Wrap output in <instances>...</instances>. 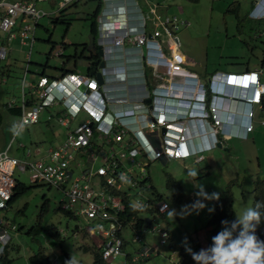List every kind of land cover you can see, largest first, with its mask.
<instances>
[{
  "label": "built area",
  "instance_id": "obj_1",
  "mask_svg": "<svg viewBox=\"0 0 264 264\" xmlns=\"http://www.w3.org/2000/svg\"><path fill=\"white\" fill-rule=\"evenodd\" d=\"M54 1L61 8L71 0ZM148 6L151 15L138 0H102L95 36L96 46L102 49L100 60L104 62L103 66H98L103 79L101 83L96 74L82 75L76 71L58 77L41 74L34 84L33 93L36 91L37 96L32 98L30 108L25 110V100H21L19 125L37 121L40 110L54 104L73 114L80 109L87 112L82 123L69 129L65 139L48 150L45 160L20 158L9 155L6 150L0 151V209L7 206L16 184L15 170L27 171L32 182L42 181L63 193L60 208L85 218L86 228L82 229L98 239L99 256L110 264L119 256V264H138L167 242L168 229L158 216L168 209L169 203L163 197L145 194V190L150 189L145 169L149 159H179L191 155L189 121L196 124L199 133L205 129L211 133L221 132L222 110H230L229 105L224 104L231 96L224 95L230 94L226 86L247 89V94L240 100L246 118L244 134L252 129L253 104L262 102L264 97V81L259 69L216 70L202 81L196 72L185 66L186 56L181 50L183 42L173 31L181 23L189 25V21H179L176 14L162 19L156 12V4ZM49 14L31 0H0V31H6L9 39L15 35L14 27L21 21L20 41L30 40L31 49L39 19ZM250 17L264 21V0H255ZM6 52V44L0 42V59ZM59 54L60 50H57L55 55ZM26 57L24 76L28 72L30 51ZM149 65L154 67L152 83L147 77ZM215 76L220 77L222 84L217 80L214 86L211 85ZM233 76L242 81L234 80ZM65 77L75 78L76 87L56 94L52 90ZM125 83L131 86L122 91L119 84ZM8 104L11 106L13 100ZM129 116L134 117L124 120ZM72 118L62 115L58 119L67 126ZM92 122L96 125V136L92 135ZM128 124L136 126L129 127ZM162 127H165L164 132ZM99 140L109 146L99 150L105 164L98 165L95 170L83 167L75 174V168L83 163L79 155L86 154L88 162L95 160L93 146ZM141 157L148 160L142 161ZM202 157L199 154L196 159ZM134 164L139 167L137 170ZM124 189L133 194L131 203L143 208L141 228L136 226L133 214L128 217L124 214L126 205L117 192ZM125 229L130 233L131 242L138 244L134 254L126 250L130 242ZM261 232L264 236V226ZM147 234H157L159 240H147ZM10 240L8 223L0 219V256ZM55 263L56 260L48 261V264Z\"/></svg>",
  "mask_w": 264,
  "mask_h": 264
},
{
  "label": "rangeland",
  "instance_id": "obj_2",
  "mask_svg": "<svg viewBox=\"0 0 264 264\" xmlns=\"http://www.w3.org/2000/svg\"><path fill=\"white\" fill-rule=\"evenodd\" d=\"M52 1L35 0L38 8L50 14L39 19V25L34 31L31 63L25 76L26 98L37 96L36 93L31 95L33 88L30 83H33L42 71L48 75L59 74L63 63L66 68L73 67L75 56L78 60L76 72L83 75L87 70L88 61L85 55H88L89 51L84 50V44L88 42L90 16L97 6V0H73L61 9H58L54 0ZM152 1L164 5L157 8V11L176 14L179 21H189V25L181 23L177 28L174 27L173 31L183 42L181 50L200 68H197L200 76L206 77L216 69L242 71L247 67H256L261 70V78L264 81V21L247 16L254 0ZM178 5H181V12L177 9ZM143 8L146 12L149 11L147 5H143ZM6 48L7 56L0 61V78L3 75L7 79L5 83L0 82V150L10 145L9 155L24 158L28 150L33 154L36 146H39L41 153L32 155L39 157L47 148L59 145L69 129H75L85 120L87 112L84 109L75 114L65 111L63 116L69 119L73 116L70 124L66 126L60 124L56 116H47L50 113L56 114L59 107L47 106L40 111L36 122L22 125L18 128L20 135L14 136L10 129L13 124H18L20 116L9 112L5 103L12 96H20L30 40L22 44L16 32V38H12ZM60 48L63 49V55H53ZM67 57L70 59L67 60ZM185 66L189 67L187 64ZM262 119L264 108L257 107L253 117V131L249 137L222 140V147L214 145L211 149L203 150L204 158L198 162L193 161V156L167 161L160 158L149 159V165L145 166L148 174L146 181L154 185L170 205L169 212L165 219H161V223L169 226L181 245L175 252L169 246H163L159 254L138 264H180V254H185L182 257L185 263L192 261L197 264L186 249L191 247L193 251L199 252L208 248L212 244V237L223 228L222 224L218 227L209 224L213 199L198 195L201 187L209 196L219 193L220 197L224 194L226 185L233 181L231 189L235 213L242 214L246 208L253 207L254 181L256 178H264ZM108 147L99 140L93 146V162H88L86 154L79 155L83 163L75 168V174L83 167L95 170L98 165L105 164L99 150ZM136 158L140 160V155ZM141 160L146 161L148 158L141 157ZM134 167L136 170L139 168L135 164ZM193 171L198 173L195 178L190 175ZM167 174L176 177L183 187L184 196L180 201L174 200L166 189ZM14 175L17 180L30 186L11 205L0 209V219L7 221L11 234L6 249L7 257L10 258L8 264H29V256L39 248L44 254L46 264L49 260H56L55 264H94L98 239L82 229L86 228L83 216L77 214L71 217L58 209L63 193L42 181L32 182L27 171L16 169ZM145 191L147 194L148 189ZM198 201L205 207L194 209L193 205ZM170 212H175V215ZM34 226L37 227L36 230L30 231ZM124 233L130 242L126 245V250L134 254V248L138 244L131 242L130 233L126 229ZM155 240H159V236ZM120 258L116 257L111 264H119Z\"/></svg>",
  "mask_w": 264,
  "mask_h": 264
},
{
  "label": "clouds",
  "instance_id": "obj_3",
  "mask_svg": "<svg viewBox=\"0 0 264 264\" xmlns=\"http://www.w3.org/2000/svg\"><path fill=\"white\" fill-rule=\"evenodd\" d=\"M94 45L96 46L95 42ZM215 78V80L213 79L211 81L212 86H214L217 80H219L217 82L222 84L220 77L217 78V76H215ZM76 84L77 80L75 78L65 77L61 79L59 84H56L52 91L58 94L61 90L68 91L74 89L73 87H76ZM119 85L122 86V91L131 86H128L126 83ZM82 86L83 85L80 87ZM226 88H229V90H226L229 91L230 94L224 95H231L227 104L230 110H222L220 117L222 128L220 133L229 136L232 134L238 135L236 133L242 132L240 130L243 129V125L246 122L240 100L247 94V89L230 88L227 86ZM231 97L233 99H231ZM236 101L240 102L241 105L239 104V106H237ZM226 125H232L233 128L230 127L231 131L226 129ZM10 130L14 136L20 135V131H18L16 124H13ZM190 175L195 178L198 176V173L193 171L190 172ZM198 195H203L206 199L219 200L220 198L219 193H213L209 196L204 192L202 187ZM204 207L205 205L199 201L193 205V208L197 210ZM130 208L132 211L143 210L142 206L136 203H131ZM262 209H264V201H257L254 207H248L242 214H236L237 218L235 220L231 222L222 220L221 223L223 228L212 237L211 246L201 249L199 252H194L191 247H188L186 250L192 255V258L197 264H264V240L259 239L256 234L258 225H260L262 219H264V212L261 211ZM170 214L175 215V212H170Z\"/></svg>",
  "mask_w": 264,
  "mask_h": 264
},
{
  "label": "crops",
  "instance_id": "obj_4",
  "mask_svg": "<svg viewBox=\"0 0 264 264\" xmlns=\"http://www.w3.org/2000/svg\"><path fill=\"white\" fill-rule=\"evenodd\" d=\"M6 1H8V2H11V1H16V0H6ZM29 1V0H28ZM31 1H34L35 2V0H31ZM49 1H52V0H49ZM71 1H73V0H71ZM70 1V2H71ZM139 1V3H140V5L142 6V8H143V5H147L148 6V4H156L157 5V7H156V12L158 13L159 11H157V8H159V7H161V6H164L163 4H160V3H158V2H155V1H152V0H138ZM53 2V1H52ZM70 2H68V3H70ZM254 2H255V0H254ZM254 2L251 4V7L249 8V10L247 11V16L249 17V18H251L250 17V12H251V10H252V8H253V6H254ZM54 3V2H53ZM67 3V4H68ZM66 4V5H67ZM160 4V5H159ZM66 5H64V6H66ZM101 5H102V0H97V6H96V8H97V12H96V16H95V22H96V31H95V34L93 33V35H94V37L96 36V34H97V27H98V20H97V17H98V14H99V12H100V8H101ZM63 6V7H64ZM178 6H181V5H178ZM177 6V7H178ZM63 7H61V8H63ZM149 7V6H148ZM61 8H58V9H61ZM95 8V9H96ZM176 8V7H175ZM179 8V7H178ZM4 8H2V10H3ZM94 9V10H95ZM144 9V8H143ZM167 9V8H166ZM93 10V11H94ZM149 12V11H148ZM148 12H146V13H148ZM181 12V11H180ZM149 15H151V13H148ZM159 15H160V17L163 19L166 15H169V16H172L171 14H164V13H161V12H159L158 13ZM173 15H175V14H173ZM37 25H39V23L37 24ZM264 25V24H263ZM21 26H22V23H21V21L19 22L18 21V23L16 24V26L14 27V30H15V35L13 36V37H11V38H9L8 39V33L6 32V31H0V42L1 43H5L6 44V46H7V43H10V41H11V39L12 38H16V32L18 33V30L21 28ZM37 27V26H36ZM36 27H35V29H36ZM35 31V30H34ZM89 31H90V24H89ZM1 32H2V34H1ZM90 33H92L91 31H90ZM88 40H89V38H88ZM34 41H35V38H34ZM94 42H95V39L93 40ZM22 44H26V43H22ZM32 46H33V44H32ZM87 46H88V42H86L85 44H84V48L86 49V50H88L87 49ZM95 46V45H94ZM32 49V48H31ZM31 49L29 48L28 49V51H27V54H28V52L30 51V55H31ZM95 49L97 50V46H95ZM60 50V54L59 55H63V49L62 48H60L59 49ZM57 51V50H56ZM55 51V52H56ZM89 51V53H92L93 54V52L92 51H90V50H88ZM55 52L53 53V55H55ZM89 53H87V54H89ZM95 53V52H94ZM97 53V52H96ZM182 53L184 54V52H183V50H182ZM98 54V53H97ZM99 55V54H98ZM185 55V54H184ZM6 56H7V52H6ZM5 56V57H6ZM57 56V55H56ZM100 56V55H99ZM186 56V55H185ZM4 57V58H5ZM68 60L70 59V57H68L67 58ZM0 61H1V59H0ZM77 56H75L74 57V64H73V67L72 68H74V70L75 71H77L76 69H77ZM101 61V60H100ZM100 61H99V63H100ZM30 63H31V60H30V62H29V64H28V69H29V65H30ZM186 64L187 65H189V67H187V68H189L190 70H192V71H194V72H196L197 73V75H198V77L202 80V81H206L207 80V78H208V76L211 74V73H209L206 77H202V76H200V74H198V72H197V68H199L197 65H196V63H193L192 62V60L191 59H189V58H187V56H186ZM25 65H26V62H25ZM63 65H65L66 66V64L65 63H63ZM98 66H99V64H98ZM88 67V66H87ZM200 69V68H199ZM254 69H258V68H245L244 70H242V71H247V70H254ZM216 70H218V69H216ZM216 70H214V71H216ZM24 71H25V68H24ZM213 71V72H214ZM220 71H224V70H220ZM242 71H225V72H242ZM29 72V71H28ZM66 72H68V71H66ZM66 72H64V73H66ZM59 73H60V71H59ZM262 73V72H261ZM41 74H46L44 71H42L40 74H38L37 75V77L39 76V75H41ZM63 74V73H62ZM61 74V75H62ZM46 75H48V74H46ZM59 75V74H58ZM26 76V75H25ZM25 76L23 75V79H22V82H21V85H20V93H19V97H10L9 99H8V101L5 103V106H6V109L8 110V109H11V108H16L17 110L15 111V112H12V113H17V114H19V116H21V114H22V106H21V100L22 99H24L25 100V110L26 109H29L30 108V105H31V100H32V98H34V96H32L31 98H26V96H25ZM261 80H262V78H261ZM7 81V79H6V77H4L3 75L1 76V78H0V82H2V83H5ZM36 81V80H35ZM35 81L33 82V83H30L31 84V87L34 89V84H35ZM263 81V80H262ZM31 93H33V90H32V92ZM34 93H36L37 94V92L36 91H34ZM34 93H33V95H34ZM11 100H13V104L10 106L9 104H8V102L9 101H11ZM228 102H229V100H225L224 101V104L225 105H227L228 104ZM235 103V102H234ZM236 104H237V106H239V104L241 105V103L240 102H238V101H236ZM59 104H54V106H57V107H59L58 109H57V111H56V114H54V113H50V114H48L47 116H48V118H52L53 116H56V118H57V121L61 124V122L59 121V117L60 116H62L64 113L63 112H65L64 111V109H63V107L61 106V105H59ZM53 106V105H52ZM61 106V107H60ZM257 107H259V109H263L264 108V97H263V100H262V102H260V103H254L253 104V111H254V114H253V117H254V115H255V109H257ZM45 108V107H44ZM43 109V108H42ZM41 109V110H42ZM40 110V111H41ZM9 111V110H8ZM18 111V112H17ZM10 112V111H9ZM253 117H252V129L251 130H249V131H247L245 134H244V130L242 129V130H240V131H242L240 134L241 135H235V134H232V135H225V134H222V133H220V132H218V133H211L208 129H205L204 131H200V133H199V131L195 128V126L194 125H196V124H194L193 123V121H189V133H188V137H189V141H188V146L190 147V149L193 151V153L191 154V155H189V156H187V157H184V158H179V159H187V158H190L191 156H193V161H195V162H198V161H200V160H202L204 157H202V159H200V160H197L196 158H197V155H199V154H202L203 155V153H202V151L203 150H205V149H211V147H213L214 145H216L217 146V142L218 141H221V146L220 147H222V145H223V142L224 141H222V140H226V139H228V140H231L232 138H239V139H241V138H243V137H249V135H250V132H252L253 131V127H254V124H253ZM19 120H20V117H19ZM262 121H264V119H262ZM36 122V121H35ZM236 122H237V120H236ZM31 123H34V122H31ZM239 123V122H238ZM24 124H30V123H23V124H21V125H19V121H18V124H17V127L18 128H20L22 125H24ZM68 126V125H67ZM230 127H232V125H226V129L228 130V131H231V129H230ZM233 128V127H232ZM203 129V128H202ZM57 146V145H56ZM9 147H10V145H8L7 146V148H4V149H2V150H0V151H3V150H6L7 151V153H8V149H9ZM219 147V146H218ZM50 148H52V147H49V148H47V150H45V152H43L42 154H41V156H39V157H35V156H32V155H34V154H40L41 153V150L39 149V146H36V149H35V151H34V153L32 154L31 153V151H27V153H26V157H24V158H28V159H36V158H42V160H45L46 159V157H47V155H48V150L50 149ZM226 148V147H225ZM226 149H228V148H226ZM161 160H163V161H167L165 158H160ZM148 193L146 194V196H151V189H149L148 191H147ZM133 195V194H132ZM155 196V195H154ZM233 202H234V200H233ZM169 208H170V205H169V207H168V209L166 210V211H164L163 213H160V216H158L159 218H160V220L161 219H165V215L169 212ZM162 221V220H161ZM167 223V222H166ZM167 226V225H166ZM167 228L169 229V239H168V241H167V243H164V244H161L160 245V247H159V250L156 252V253H154L151 257H153V256H155V255H157V254H159L160 252H161V250H162V247L163 246H169V248H171V250L172 251H178V248H180V245H181V243L180 242H178L177 240H176V238L174 237V235H173V233H172V231H171V229L169 228V226H167ZM157 234H155V235H149V234H147V236L146 237H151L149 240H155V238L157 237L156 236ZM153 236H155V238L153 237ZM9 245V244H8ZM7 249V248H6ZM195 252V251H194ZM184 255L185 254H180V258H178V262L180 263V264H185V262H184V259L182 258V257H184ZM151 257H149V258H151ZM148 258V259H149ZM187 263V262H186ZM103 264H106L105 262L103 263ZM109 264V263H108Z\"/></svg>",
  "mask_w": 264,
  "mask_h": 264
},
{
  "label": "trees",
  "instance_id": "obj_5",
  "mask_svg": "<svg viewBox=\"0 0 264 264\" xmlns=\"http://www.w3.org/2000/svg\"><path fill=\"white\" fill-rule=\"evenodd\" d=\"M96 12H97V8L92 12L91 16H90V31L92 33L95 34L96 31V22H95V16H96ZM49 40V39H48ZM53 45V44H52ZM85 50V48H84ZM88 64H87V70L86 73L89 75H95L98 71V64L100 61V56L97 53H89L88 55H85ZM68 58V57H67ZM68 60V59H67ZM60 73L59 75H50V76H60L62 73L66 72V71H75L74 68H66L65 65H62L60 68ZM248 71V70H247ZM10 112H15L17 109L16 108H11L8 109ZM18 112V111H17ZM1 114H0V121H1ZM91 129H92V135L96 136L97 135V130H96V125L95 122L91 123ZM92 144V143H91ZM147 180V178H146ZM233 181H230L225 189H224V194L222 196H220L219 200L213 199V209H212V215H211V219L209 221V224H213V226L218 227L219 225H221V221L222 220H228V221H233L235 220L236 217V213L233 207V192L231 189V185H232ZM30 185L23 183L19 180L16 179V184L13 187L12 193L7 201V206L11 205V203L22 194V192L29 187ZM165 186L166 189L169 191V193L171 194L172 198L176 201H180L183 196H184V191H183V187L181 185V183L176 179V177H174L171 174H167L166 178H165ZM150 189H151V194L155 195L157 197H162V194L158 192V190L155 188L154 185L150 184ZM119 194H121L122 199L126 205V209L124 214L128 217L129 215L133 214L135 216L136 219V226L138 228H141V223H142V219L140 217V214L142 212V210L140 211H132V209L130 208V204H131V200H132V193L130 191H128L127 189L124 190H119L117 191ZM257 201H264V178H256L254 181V186H253V203L252 206L254 207L255 203ZM6 206V207H7ZM5 207V208H6ZM58 209L66 212L69 216L71 217H75L76 215H72L69 211L63 210L60 208V206L58 205ZM262 212H264V209L261 210ZM163 222V221H161ZM166 228L167 226L164 225ZM264 226V219H262L260 225H258L257 227V231L256 234L259 237V239L264 240V236L261 232V228ZM36 226L32 227L30 229V231H34L36 230ZM168 229V228H167ZM86 231V230H85ZM169 239V229H168V237H167V241ZM167 243V242H165ZM164 244V243H163ZM99 248L98 245H96L95 247V257H94V264H103L104 261H102V259L99 256ZM29 264H46L45 260H44V254L42 252V250L39 248L38 251H36L35 253L31 254L28 258ZM10 262V258L7 257L6 254V250L4 252L3 255L0 256V264H8ZM192 262V261H189ZM106 264H108V262H105ZM188 263V262H187ZM193 263V262H192ZM110 264V263H109ZM194 264V263H193Z\"/></svg>",
  "mask_w": 264,
  "mask_h": 264
},
{
  "label": "water",
  "instance_id": "obj_6",
  "mask_svg": "<svg viewBox=\"0 0 264 264\" xmlns=\"http://www.w3.org/2000/svg\"><path fill=\"white\" fill-rule=\"evenodd\" d=\"M176 39L179 40L178 37H176ZM93 40H94V35H93V33H90L87 49L92 51L93 53L97 52L99 55L102 54V49L99 46H97V50L95 49ZM103 65H104V62L101 60L100 63H99V66H103ZM96 77H97V80H98L99 83H101L103 81L102 74H101L100 71H98L96 73ZM147 77H148V81L150 83H152L153 82V78H154V67L152 65H149L147 67ZM146 100L148 101L149 99H146ZM164 131H165V127H162V132H164ZM217 146H219V147L221 146V141L217 142Z\"/></svg>",
  "mask_w": 264,
  "mask_h": 264
},
{
  "label": "bare ground",
  "instance_id": "obj_7",
  "mask_svg": "<svg viewBox=\"0 0 264 264\" xmlns=\"http://www.w3.org/2000/svg\"><path fill=\"white\" fill-rule=\"evenodd\" d=\"M233 79L234 80H237V81H242V78H239V77H235L233 76ZM127 116V115H126ZM134 116H129L128 119H124V120H129V119H133ZM129 127H133V126H136V124H128Z\"/></svg>",
  "mask_w": 264,
  "mask_h": 264
},
{
  "label": "snow or ice",
  "instance_id": "obj_8",
  "mask_svg": "<svg viewBox=\"0 0 264 264\" xmlns=\"http://www.w3.org/2000/svg\"><path fill=\"white\" fill-rule=\"evenodd\" d=\"M254 79V78H253Z\"/></svg>",
  "mask_w": 264,
  "mask_h": 264
}]
</instances>
